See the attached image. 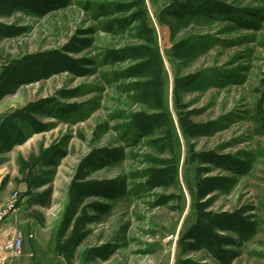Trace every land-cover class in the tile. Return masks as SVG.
I'll list each match as a JSON object with an SVG mask.
<instances>
[{"label":"rangeland","instance_id":"1","mask_svg":"<svg viewBox=\"0 0 264 264\" xmlns=\"http://www.w3.org/2000/svg\"><path fill=\"white\" fill-rule=\"evenodd\" d=\"M170 1L71 0L68 7L47 15L18 11L0 16L2 23L27 28L21 35L0 37L3 60L61 48L75 36L93 41L91 47L75 54L92 60L89 75L55 74L0 100V116L28 101L59 96L60 90L80 89L81 96L62 100L82 103V110L68 119L42 117L50 123L49 130L30 135L26 143L0 155L4 158L0 207L8 209L0 224L5 225L0 264H177L184 257L224 264L206 249L185 252L179 242L196 216L197 182L204 175L199 170L205 165L193 160V154L203 150L229 154L243 162L240 170L232 172L206 165L210 167L206 175L231 179L213 194L211 209L247 211L245 215L256 222L255 230L248 236L225 232L235 240L225 247L235 250L231 264H264V0H222L241 12L233 17L162 21L160 12ZM116 5L132 8L119 12ZM105 6L111 14L103 12ZM140 9L144 16L134 19ZM143 23L151 29L150 35L144 32ZM182 42L185 45L179 51L176 46ZM141 44L155 45L160 51L163 104L169 121L145 136L133 129L131 115L155 111L153 100L137 87L149 79V73L127 76V68L137 60L124 52ZM187 74H196L198 79L181 87L178 82ZM186 110L199 111L192 119L214 122V129L197 137L186 135L179 120ZM58 144L67 155L51 168L52 200L45 206L30 205L20 159ZM101 148H120L124 154L91 178L117 179L125 192L115 200H105L111 210L89 223L91 233L69 263L56 252V245L71 181L81 160ZM168 158L178 164L177 180L168 187H147L149 168ZM94 200L103 201L92 197L87 203ZM19 233L24 245L15 255L5 245ZM104 245L108 246L104 256H86L90 248Z\"/></svg>","mask_w":264,"mask_h":264},{"label":"trees","instance_id":"2","mask_svg":"<svg viewBox=\"0 0 264 264\" xmlns=\"http://www.w3.org/2000/svg\"><path fill=\"white\" fill-rule=\"evenodd\" d=\"M71 0H0V16L8 17L18 11H28L36 15H47L54 10L68 7ZM119 12H125L132 7L127 5H116ZM111 8L105 6L103 12L111 14ZM241 13L237 8L222 0H171L160 12V20L167 21L169 17L179 20H192L198 17H233ZM144 16V10L134 14V19L140 20ZM121 22L122 21H117ZM111 30L114 28L112 25ZM25 27L13 24L7 25L0 22V37L11 38L23 34ZM143 30L151 34L145 23ZM82 34V33H80ZM150 43L153 40H149ZM89 37L75 36L68 44L61 48L52 50H40V52L26 53L17 58L3 60L0 55V100L5 96L13 94L20 87L29 83L41 81L55 74L71 72L77 76L89 75L92 70L89 65L93 64L88 58L76 57L75 54L83 52V49L92 46ZM153 44V43H152ZM152 44H141L129 46L125 53L137 60L136 63L127 68L126 75L129 77H142L149 73V79L138 83L137 87L143 92V96L151 98L154 102L155 111H138L131 115L133 129L142 136L153 134L158 128L169 124L168 113L164 106V81L161 78L163 63L159 49ZM185 43L176 46L179 51ZM196 74H187L181 78L178 84L181 87L190 86L197 81ZM80 89L60 90L56 97H42L28 101L26 104L7 111L0 116V155L14 150L17 145L26 143L30 135L43 133L50 129L51 125L42 117H54L68 119L82 109V103L64 102L62 99L76 98L81 96ZM186 108V106H183ZM197 110H186L179 120L183 131L190 137L201 136L210 133L214 122H196L192 116L198 114ZM170 140V131L167 130ZM122 149H93L78 164L76 173L71 181L69 190L70 200L65 209V214L60 224L57 236L56 252L64 256L69 263L76 257V251L91 233L89 223L95 221L99 216L108 213L111 204L105 200H115L123 196L124 185L115 179H94L91 175L102 168L107 167L117 158L124 154ZM67 152L61 145H53L44 148L39 155L32 154L29 159H20V169L23 173L22 180L27 183L28 190L25 193L29 197L28 203L41 206L49 205L52 200L53 188L51 186L53 170L59 160L66 156ZM193 160L204 163L199 172L197 182L198 199L194 205L196 216L194 222L185 231L180 239V245L185 252L208 250L219 261L231 264L236 256L235 250L227 249L225 246L234 243L225 232H234L242 236H248L256 228V222L245 215V209L233 212L211 209L214 203L213 194L219 188L225 187L231 179L221 176H208L210 167H223L227 171H237L243 167V162L229 154H221L214 150H203L195 152ZM4 158L0 156V163ZM159 165L152 166L148 170L146 185L149 188L168 187L177 180L179 167L173 159H161ZM44 191L36 190L48 186ZM36 191V192H35ZM92 197L94 200L87 203ZM94 211L95 214H90ZM108 246L92 247L86 251L88 258L104 256ZM177 264H208L202 263L194 258L184 257Z\"/></svg>","mask_w":264,"mask_h":264},{"label":"built area","instance_id":"3","mask_svg":"<svg viewBox=\"0 0 264 264\" xmlns=\"http://www.w3.org/2000/svg\"><path fill=\"white\" fill-rule=\"evenodd\" d=\"M8 215V209L6 207H0V224ZM24 238L21 233L17 234L14 238H9L5 245L6 249L13 252L15 255H18L24 245Z\"/></svg>","mask_w":264,"mask_h":264},{"label":"crops","instance_id":"4","mask_svg":"<svg viewBox=\"0 0 264 264\" xmlns=\"http://www.w3.org/2000/svg\"><path fill=\"white\" fill-rule=\"evenodd\" d=\"M5 225L0 226V243L3 244V240H1V237L3 236Z\"/></svg>","mask_w":264,"mask_h":264}]
</instances>
